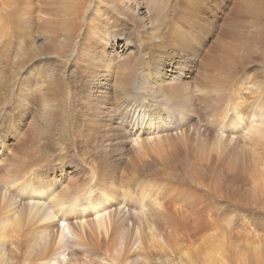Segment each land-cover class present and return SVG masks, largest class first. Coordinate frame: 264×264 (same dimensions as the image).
<instances>
[{
    "label": "bare ground",
    "instance_id": "bare-ground-1",
    "mask_svg": "<svg viewBox=\"0 0 264 264\" xmlns=\"http://www.w3.org/2000/svg\"><path fill=\"white\" fill-rule=\"evenodd\" d=\"M262 76L264 0H0V264H264Z\"/></svg>",
    "mask_w": 264,
    "mask_h": 264
},
{
    "label": "rangeland",
    "instance_id": "rangeland-1",
    "mask_svg": "<svg viewBox=\"0 0 264 264\" xmlns=\"http://www.w3.org/2000/svg\"><path fill=\"white\" fill-rule=\"evenodd\" d=\"M156 4H157V5H156ZM156 4L153 5L152 9L154 10V13L157 14V13L160 11L161 3L158 2V3H156ZM159 5H160V6H159ZM156 8H157V9H156ZM164 19H165V15H164V18H163V19L160 18L161 21H160L159 23L163 22ZM119 45H120V46H123V42H122V41L119 42ZM251 66H252V67H255V66H257V65L253 63V64H251ZM48 68H49V66H48ZM28 70H29V71H28ZM13 71H14V70H13ZM13 71H12L11 75H13ZM33 71H36V72H39V71H40V65H39V62H37V65H34V66H32V67H28V69H27L23 74H27V72H30L29 75H31V73H32ZM23 74H22V75H23ZM70 74L73 75L72 73H69V75H70ZM241 77L244 78V75H241ZM30 78H31V77H30ZM101 78H102V77H101ZM263 78H264V76H262L261 80H262ZM100 82H101V84H103V78L100 80ZM151 106H152V105H151ZM152 108H156L155 104H153ZM114 115H115L116 118H118V116H119V114H117V113H114ZM177 122H178V121H176V122H173V121H172V123H175V124H176ZM132 125H135V127H136V123H132ZM129 130H132L133 132H135V130H133V129H131V128H129ZM67 156H68L69 161H70V163H69L67 169H68L69 171H74L75 169H77V166H76V164L74 163V159L71 158V154H67ZM40 175L42 176L43 173H40ZM77 178H79V176H78ZM77 178H76V179H77ZM72 180H74V179L72 178ZM13 197H14V199L17 200V201H18V199H19V201H21L22 198L26 199V196L21 197V196H20L17 192H15V191H13ZM17 198H18V199H17Z\"/></svg>",
    "mask_w": 264,
    "mask_h": 264
}]
</instances>
